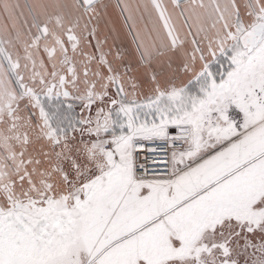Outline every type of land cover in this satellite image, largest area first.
I'll use <instances>...</instances> for the list:
<instances>
[{"label": "snow or ice", "instance_id": "snow-or-ice-1", "mask_svg": "<svg viewBox=\"0 0 264 264\" xmlns=\"http://www.w3.org/2000/svg\"><path fill=\"white\" fill-rule=\"evenodd\" d=\"M97 2L2 5L0 264H264V0H172L183 35L149 0L150 44L122 8L146 90L103 53L79 87Z\"/></svg>", "mask_w": 264, "mask_h": 264}, {"label": "crops", "instance_id": "crops-1", "mask_svg": "<svg viewBox=\"0 0 264 264\" xmlns=\"http://www.w3.org/2000/svg\"><path fill=\"white\" fill-rule=\"evenodd\" d=\"M4 2H7L12 6L16 17H18L17 27L23 33H27L28 28L24 27V21L27 19L30 25L31 19L28 17L27 8L25 5L35 4L37 2L54 3L56 0H0V35L4 34L3 28L7 22V16L4 13L2 6ZM60 2L72 4L73 0H60ZM162 3L167 7L169 13L173 15L174 22L176 23L178 30L181 31V34L183 35L186 33L187 29L183 28V20L179 18V9H176L173 6L172 0H162ZM17 4H19V8L15 7ZM145 5L148 6L147 12L145 11ZM125 6H127L129 11L132 13L135 20L136 32H139L141 39L145 43L150 44L153 40L157 39L158 35L160 38H163L164 34L162 28L157 21L156 14L151 9L149 0H98L96 4V11L99 13V15L95 16L88 26L89 32L93 27H95V38H92L87 33L82 32L84 26V21H82L80 27L76 30V35L80 37V44L77 52L73 53L70 44L67 43V37L64 36L65 46L69 49L68 54L73 58L77 71L80 74V88L84 87L82 83L84 79V64L81 62L84 61L85 58L82 53H87L89 56L96 57V59L92 60L91 62L85 61V63H88L90 72L98 69L102 75H107L106 68L99 65L98 63V58L100 54L103 53L112 67L119 71L122 75H124L127 68H131L132 71L129 72L128 75L138 78L141 82V85L144 86V89L146 90L145 73L148 70L139 65V54L136 51L137 43L139 41H137V43L133 42V36L136 35V32H132L130 34L132 24L126 23L128 13H121V9ZM185 6L186 0H181V8ZM21 12L24 13L22 17L20 16ZM84 19L86 21L87 17ZM154 23L156 25L157 31H153ZM32 32H35V29H32ZM43 43L44 41H41V45H43ZM10 50L14 55L19 52V54L23 56V50L19 45L11 48ZM37 57L44 60L48 70L50 71L51 64L48 62L47 54L43 51V47L40 48L39 52L37 53ZM59 59L60 54L57 52L55 62L58 63ZM23 63L24 61L21 60L22 65ZM154 69L156 71H160V69L155 68V66ZM89 79L95 80L96 77L90 75Z\"/></svg>", "mask_w": 264, "mask_h": 264}, {"label": "rangeland", "instance_id": "rangeland-1", "mask_svg": "<svg viewBox=\"0 0 264 264\" xmlns=\"http://www.w3.org/2000/svg\"><path fill=\"white\" fill-rule=\"evenodd\" d=\"M111 91L114 92L115 89H111ZM21 109H22L21 114L24 115V116H27L28 115V112L23 111V105H21ZM76 109H77L78 114H79V111H80L79 110V107H77ZM3 128H4V125L0 124V129H3ZM254 239H255V241H259L260 240V236L257 235ZM241 243H243V241H241ZM251 252H252V249H249L247 256H245L243 254H241L240 256H238L237 259L239 260V264H246V261H247V264H251Z\"/></svg>", "mask_w": 264, "mask_h": 264}, {"label": "built area", "instance_id": "built-area-1", "mask_svg": "<svg viewBox=\"0 0 264 264\" xmlns=\"http://www.w3.org/2000/svg\"><path fill=\"white\" fill-rule=\"evenodd\" d=\"M149 147H153V145H149ZM146 155V153L141 152L140 156H141V162L143 163V156Z\"/></svg>", "mask_w": 264, "mask_h": 264}, {"label": "trees", "instance_id": "trees-1", "mask_svg": "<svg viewBox=\"0 0 264 264\" xmlns=\"http://www.w3.org/2000/svg\"><path fill=\"white\" fill-rule=\"evenodd\" d=\"M76 113L78 114V111H77V109H76Z\"/></svg>", "mask_w": 264, "mask_h": 264}]
</instances>
